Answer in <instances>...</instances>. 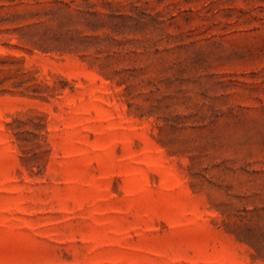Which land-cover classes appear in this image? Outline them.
I'll list each match as a JSON object with an SVG mask.
<instances>
[{"label":"rangeland","instance_id":"374dc122","mask_svg":"<svg viewBox=\"0 0 264 264\" xmlns=\"http://www.w3.org/2000/svg\"><path fill=\"white\" fill-rule=\"evenodd\" d=\"M0 264H264V0H0Z\"/></svg>","mask_w":264,"mask_h":264}]
</instances>
